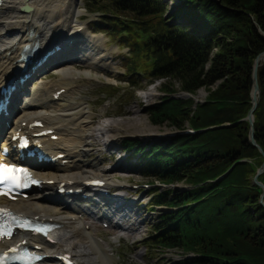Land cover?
Wrapping results in <instances>:
<instances>
[{"label": "trees", "instance_id": "obj_1", "mask_svg": "<svg viewBox=\"0 0 264 264\" xmlns=\"http://www.w3.org/2000/svg\"><path fill=\"white\" fill-rule=\"evenodd\" d=\"M85 1L100 19L94 31L127 49L126 78L143 60L150 78L171 85H162L148 111L153 125L178 133L162 145L125 144L144 161V175L165 186L148 192L150 211L160 214L143 241L147 251H176L180 258L170 264H264L262 190L253 184L263 158L244 120L253 64L264 53V0H170V10L165 0ZM257 77L253 129L264 152V61ZM200 89L204 103L172 98ZM185 128L193 134L181 135ZM258 181L264 185V173ZM177 184L186 188H171Z\"/></svg>", "mask_w": 264, "mask_h": 264}, {"label": "bare ground", "instance_id": "obj_2", "mask_svg": "<svg viewBox=\"0 0 264 264\" xmlns=\"http://www.w3.org/2000/svg\"><path fill=\"white\" fill-rule=\"evenodd\" d=\"M78 3H80L79 0H2L0 7V86L21 65L18 59L25 45L37 43L39 53L36 59L58 46V43L62 46L60 53L53 55L36 71L39 72L42 68L53 66L54 71L61 76L59 81L41 84L32 92L24 91L23 84L19 87L18 94H24L20 99L17 93L12 94L9 107L12 118L7 122L6 132L0 146V149L3 146L12 148L15 144L12 141L14 136L27 134L30 137L49 130L52 131L51 135L57 136L56 141L51 140V135L30 137L31 145L36 146L46 156L54 158L62 154L63 159L68 161L64 165L61 164L62 160L50 162L45 166L37 165L35 170L38 179L42 182L40 190L32 193L29 200L18 199L9 204L18 215L58 225V229L52 235V243L40 241L31 236H22L8 243H0V250H6L17 243L25 242L26 246H32L33 252L45 256L38 264H63L57 259L63 256H70L74 264H95L96 259L100 264H112L105 245L94 236V226L86 223L83 218H90L98 223H109L112 228L111 219L116 218L113 214L122 212L120 208H116L109 215L104 213L101 217H96L92 212H86L79 206L64 202L66 199L63 198L67 197L65 192L71 189L72 191L87 190L88 186L85 183L91 180L104 182L105 189L113 188L110 180L92 174L93 163L79 162L85 154V149L93 146V143L87 141L91 118L86 108L69 101L65 107L59 104L63 99H70V96L77 90L73 87V83H67L74 77L70 65L76 61L71 59L78 58L83 64L90 63L87 56L83 55L84 49L72 50L73 47L79 45L78 42L86 41L83 39L85 28L75 27L78 24ZM22 6H27L30 10L21 11ZM73 25L75 29L72 30ZM65 35L71 39H62ZM90 51L95 57H93V62L97 58L103 63L106 61V58L100 54L101 52ZM108 70L105 64L99 68L100 72H108ZM49 76L52 74L45 75L44 78L47 79ZM195 98L200 99L196 95ZM2 122H5V118L1 116L0 125ZM35 122H40L43 125L42 128H30ZM117 169H122L121 164ZM51 181L55 185H45ZM62 189L64 193L61 194L58 190ZM100 198L105 202L104 208L111 210L115 200L111 197ZM74 200L81 201V198L77 197ZM87 202L92 207L100 210L103 208L92 199ZM54 206L64 207L68 214L59 213L58 207ZM119 217L122 222L128 223L131 220L129 213H124ZM113 227L121 228L118 224ZM128 229L127 227L125 230L128 231Z\"/></svg>", "mask_w": 264, "mask_h": 264}, {"label": "rangeland", "instance_id": "obj_3", "mask_svg": "<svg viewBox=\"0 0 264 264\" xmlns=\"http://www.w3.org/2000/svg\"><path fill=\"white\" fill-rule=\"evenodd\" d=\"M79 1L80 3L77 4L78 24L75 27L85 28L83 39L86 41L78 42L77 48L73 47L72 50L84 49L83 55L87 56L90 63L83 64L78 58L71 59L76 61L70 65L74 77L67 83H73V87L77 90L70 96V99H63L59 104L61 107H65L69 101L86 108L91 118L89 131H87V136L89 135L87 141L93 143V146L85 149V154L79 162L93 163L92 174L110 180L113 188L117 189L116 187H118L115 191L114 189L111 191L100 189L107 192L108 196H121L122 199H116L115 204L119 206L122 212L113 215L120 214L121 216L124 213H129L131 217L128 223L118 221L119 217L113 219V226L118 221L123 229L110 228L108 223L102 225L86 217L83 220L94 226V236L105 245L112 264H170L180 258L176 251L158 252L152 250L148 252L146 245L143 244L144 239L151 234V227L158 221L160 214V209L150 211L147 194L154 188L163 189L165 186L145 176V164L140 155L136 153V149L127 151L125 147V144L129 142H139L141 147L154 144L162 145L178 133L166 123L153 125L149 117L148 109L159 103L163 96L160 88L167 82L150 78L146 73L149 70V65L143 60L138 62L139 68L138 72L135 73L136 75L126 78L121 58L128 57L127 49L118 44L107 33L94 31L96 28L93 23H98L100 19L87 13L85 0ZM165 1L168 2V10H170L174 3L170 0ZM73 29H75L74 25ZM67 35L62 39H71L66 37ZM61 50L62 46L59 51ZM90 50L101 52L100 54L106 58V61L103 63L97 58L93 62L94 56ZM102 64L108 66V72L99 71ZM48 74H52V76L45 79L44 76ZM60 77V74L54 71L53 66L45 68L43 71L35 73L31 80L25 84V91L32 92L41 84L55 83L60 80ZM110 85L114 89H107ZM168 85L171 87L170 84ZM174 89L178 91L179 85L177 83H174ZM206 95L204 89H200L196 93V96L200 98H205ZM103 101L106 102L103 103ZM67 163L68 161L65 164ZM119 164L122 166L120 170L117 169ZM171 188L183 190L186 187L177 184ZM95 191L89 188L80 195H90L89 199L97 200V198H92L93 194L96 193ZM124 195L125 197H123ZM66 200H69L68 203H71L72 206L80 205L86 211L89 209L98 216L104 212L110 213L107 209L100 211V209L92 207L90 203L83 202V200L76 201L73 198ZM83 203L88 204L87 207H84ZM58 211L65 215L68 214L64 207H58ZM127 227L129 228L128 231L125 230ZM98 263L100 264L96 259L95 264Z\"/></svg>", "mask_w": 264, "mask_h": 264}, {"label": "water", "instance_id": "obj_4", "mask_svg": "<svg viewBox=\"0 0 264 264\" xmlns=\"http://www.w3.org/2000/svg\"><path fill=\"white\" fill-rule=\"evenodd\" d=\"M22 10L24 11H28L30 10L29 8H22ZM264 36V35H263ZM264 61V53L259 54L253 64V72H252V88H251V92H250V99H251V108L247 114L246 117V121L249 124V135H248V140L249 143L257 148V150L259 151V153L261 154L262 158H263V163L261 165V167L257 170V173L253 179V184L258 186L259 188L262 189V194L260 197V204L264 207V202H263V198H264V185L262 183H260L258 181V177L260 175H262L264 173V152L262 151V149L260 148V146L256 143L255 138H254V129H253V123H254V117H253V113L257 108L258 102H259V94H260V88L258 85V77H257V71H258V67L261 64V62ZM172 98H176V99H187V98H191L193 99L196 103H203L204 100L202 99H196L195 96L188 94V93H178L175 94L174 96H172ZM229 126V125H227ZM181 135H187L188 133L186 132H181Z\"/></svg>", "mask_w": 264, "mask_h": 264}, {"label": "snow or ice", "instance_id": "obj_5", "mask_svg": "<svg viewBox=\"0 0 264 264\" xmlns=\"http://www.w3.org/2000/svg\"><path fill=\"white\" fill-rule=\"evenodd\" d=\"M17 171H21L19 169H14L12 166L5 165V164H0V180H11V182L15 183L16 182V177L14 175L12 176H7L5 175L6 172L8 173H14ZM25 176L28 174L25 172ZM6 233L0 232V236L5 235Z\"/></svg>", "mask_w": 264, "mask_h": 264}]
</instances>
